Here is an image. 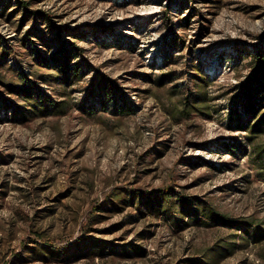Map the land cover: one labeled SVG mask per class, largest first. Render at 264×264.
<instances>
[{
	"label": "rangeland",
	"instance_id": "1",
	"mask_svg": "<svg viewBox=\"0 0 264 264\" xmlns=\"http://www.w3.org/2000/svg\"><path fill=\"white\" fill-rule=\"evenodd\" d=\"M23 1L52 21L0 0V264H264V180L232 121L264 0ZM60 41L81 48L66 84ZM201 95L210 116H187ZM163 190L215 216L139 203Z\"/></svg>",
	"mask_w": 264,
	"mask_h": 264
},
{
	"label": "trees",
	"instance_id": "2",
	"mask_svg": "<svg viewBox=\"0 0 264 264\" xmlns=\"http://www.w3.org/2000/svg\"><path fill=\"white\" fill-rule=\"evenodd\" d=\"M20 3V6L22 9H24L27 12L32 13L36 16H45L49 19V16H47L44 12L39 10L31 11L29 10V3L23 0H18ZM49 21H52L49 19ZM53 23V22H51ZM55 25V24H54ZM53 25V27H54ZM81 48L77 46L75 42L71 41H60L58 51L56 52V56L54 57V63L52 65L54 68L58 71V73L61 75L60 80L63 81V83H70L72 81L79 80L81 77L80 68L71 66V57L76 55L78 52L80 53ZM253 58L255 65L253 66L252 72L245 81V97H246V103L244 104L245 110L248 112V118L245 120H241L238 115V113L233 114L232 121H235L236 123H239V127L244 129L246 131V141L250 144H252L251 150L248 152L252 155V160L254 163V166L256 168V171L258 175L261 177L262 180H264V142L260 140L261 134H264V113L261 114V109L264 107V48L260 47L257 48L253 53ZM47 63V62H46ZM49 62L47 63L48 66H50ZM199 69V68H198ZM205 85V80L202 78ZM105 80H99L96 83V86H100L105 88ZM31 97V96H29ZM203 102L206 106V109H209V106H207V99L205 96H200L194 99L192 103H188L185 105L184 113L187 116H191L193 114V109H196L202 114L210 116L209 112L201 111L200 109L204 107ZM60 103L56 104V107H59ZM237 125V124H236ZM177 197L176 199L174 197ZM140 199V204L142 205H148L150 209H155L157 215H159L163 209L162 202H166L169 200L174 199L177 208H181L180 213L185 212H193V216H198L199 212L205 213L206 216L211 217L215 216L214 213L211 212V210H206V208H202L203 206L200 204V202H190L186 197L173 193L170 190H163L160 192V194L157 195H150L145 197V199L142 201L140 196H138ZM133 202L138 203L134 196H133ZM113 205L115 203L113 202ZM197 205V206H192ZM160 207V208H159ZM175 207V206H174ZM195 213V215H194ZM176 215V213H175ZM178 221V218L175 217V222ZM223 221L228 222L229 220H225L223 218ZM202 223H205V220H202ZM258 228L256 231H251L254 235V238L257 240L264 238V231L262 229ZM49 249L52 248V246L47 245ZM45 252L48 253L49 250H46L47 248H43ZM52 254H63L62 251L57 250H51ZM45 255V254H44ZM195 260H192L191 262H194Z\"/></svg>",
	"mask_w": 264,
	"mask_h": 264
}]
</instances>
